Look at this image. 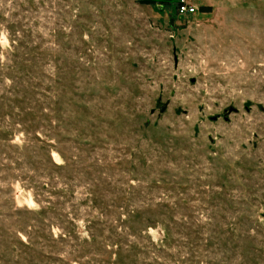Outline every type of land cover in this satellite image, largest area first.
<instances>
[{"label":"rangeland","instance_id":"374dc122","mask_svg":"<svg viewBox=\"0 0 264 264\" xmlns=\"http://www.w3.org/2000/svg\"><path fill=\"white\" fill-rule=\"evenodd\" d=\"M179 1L0 0V264H264V0Z\"/></svg>","mask_w":264,"mask_h":264},{"label":"built area","instance_id":"2783aa9c","mask_svg":"<svg viewBox=\"0 0 264 264\" xmlns=\"http://www.w3.org/2000/svg\"><path fill=\"white\" fill-rule=\"evenodd\" d=\"M177 12L181 14H191L195 11V7L187 0H180L176 5Z\"/></svg>","mask_w":264,"mask_h":264},{"label":"water","instance_id":"95a60500","mask_svg":"<svg viewBox=\"0 0 264 264\" xmlns=\"http://www.w3.org/2000/svg\"><path fill=\"white\" fill-rule=\"evenodd\" d=\"M166 107V105H162L161 107H160V110L161 111H163V109Z\"/></svg>","mask_w":264,"mask_h":264}]
</instances>
